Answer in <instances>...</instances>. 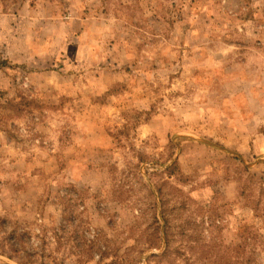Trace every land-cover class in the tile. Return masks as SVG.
Returning <instances> with one entry per match:
<instances>
[{
    "label": "rangeland",
    "instance_id": "obj_1",
    "mask_svg": "<svg viewBox=\"0 0 264 264\" xmlns=\"http://www.w3.org/2000/svg\"><path fill=\"white\" fill-rule=\"evenodd\" d=\"M0 264H264V0H0Z\"/></svg>",
    "mask_w": 264,
    "mask_h": 264
},
{
    "label": "trees",
    "instance_id": "obj_2",
    "mask_svg": "<svg viewBox=\"0 0 264 264\" xmlns=\"http://www.w3.org/2000/svg\"><path fill=\"white\" fill-rule=\"evenodd\" d=\"M169 243V242H168Z\"/></svg>",
    "mask_w": 264,
    "mask_h": 264
}]
</instances>
